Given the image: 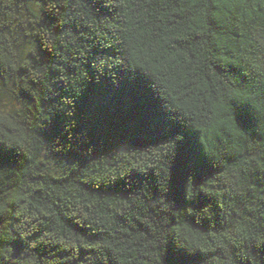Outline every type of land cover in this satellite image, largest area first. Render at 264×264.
Wrapping results in <instances>:
<instances>
[{
  "label": "trees",
  "instance_id": "1",
  "mask_svg": "<svg viewBox=\"0 0 264 264\" xmlns=\"http://www.w3.org/2000/svg\"><path fill=\"white\" fill-rule=\"evenodd\" d=\"M0 84V264H264V0H0Z\"/></svg>",
  "mask_w": 264,
  "mask_h": 264
},
{
  "label": "snow or ice",
  "instance_id": "2",
  "mask_svg": "<svg viewBox=\"0 0 264 264\" xmlns=\"http://www.w3.org/2000/svg\"><path fill=\"white\" fill-rule=\"evenodd\" d=\"M136 80L137 79H132V80H130V82H134ZM144 82L147 84L149 90L153 94L161 112L163 113V115L165 117V121H166V125H167L165 131L168 133V135L166 136V139H164V140L173 142L175 147H176V150H177L180 146L184 145L187 140L190 139L191 134L189 133V131L187 129L181 127L180 124L175 122L178 119V117L175 114L167 115L162 111V108L164 107L163 101L160 98H158V94H156L152 91V85L146 81H144ZM111 84L113 85V87H119V81L112 80ZM261 109L264 110V101H262V103H261ZM237 110H242L244 112L246 117L251 121V124L248 128L252 127V125L254 124V121L252 119V113H251L250 109L248 108V106L247 105L235 106V114H236ZM64 118H72L71 113L70 112L67 113V116ZM64 133H67V132L63 130V132L60 133V135H63ZM68 139H69V141H71L72 137H68ZM93 148H94L93 145H89L86 148V150H91ZM198 149H199L200 158L202 159V161L207 166V164H208L207 159L204 157L203 152L199 148V146H198ZM187 176H188V174L184 177V181H183V199L185 198V194H186ZM187 195L190 198L192 194L190 192H188Z\"/></svg>",
  "mask_w": 264,
  "mask_h": 264
},
{
  "label": "rangeland",
  "instance_id": "3",
  "mask_svg": "<svg viewBox=\"0 0 264 264\" xmlns=\"http://www.w3.org/2000/svg\"><path fill=\"white\" fill-rule=\"evenodd\" d=\"M254 48L256 47V43L254 42ZM8 86L5 84H0V100L7 98L9 101V106L7 108L1 106L4 109H11L16 107V102H14V100L11 98L9 91L7 90Z\"/></svg>",
  "mask_w": 264,
  "mask_h": 264
},
{
  "label": "clouds",
  "instance_id": "4",
  "mask_svg": "<svg viewBox=\"0 0 264 264\" xmlns=\"http://www.w3.org/2000/svg\"><path fill=\"white\" fill-rule=\"evenodd\" d=\"M0 106H3L5 108H7L9 106V101L7 98H4L2 100H0Z\"/></svg>",
  "mask_w": 264,
  "mask_h": 264
}]
</instances>
